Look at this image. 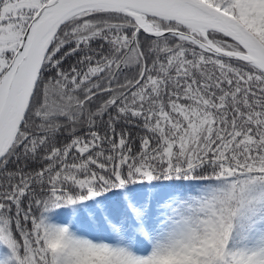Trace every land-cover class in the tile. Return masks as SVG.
<instances>
[{"label": "snow or ice", "instance_id": "obj_1", "mask_svg": "<svg viewBox=\"0 0 264 264\" xmlns=\"http://www.w3.org/2000/svg\"><path fill=\"white\" fill-rule=\"evenodd\" d=\"M0 264H264V0H0Z\"/></svg>", "mask_w": 264, "mask_h": 264}]
</instances>
